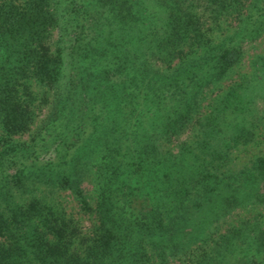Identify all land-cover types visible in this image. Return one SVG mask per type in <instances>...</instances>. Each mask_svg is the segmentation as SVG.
<instances>
[{
	"label": "trees",
	"instance_id": "trees-1",
	"mask_svg": "<svg viewBox=\"0 0 264 264\" xmlns=\"http://www.w3.org/2000/svg\"><path fill=\"white\" fill-rule=\"evenodd\" d=\"M261 36L264 0H0V264H264L225 224L264 206V153L230 154L264 52L220 86Z\"/></svg>",
	"mask_w": 264,
	"mask_h": 264
},
{
	"label": "rangeland",
	"instance_id": "rangeland-1",
	"mask_svg": "<svg viewBox=\"0 0 264 264\" xmlns=\"http://www.w3.org/2000/svg\"><path fill=\"white\" fill-rule=\"evenodd\" d=\"M264 52V36H261L254 40L250 45H248L241 53L239 61L231 66L227 76H225L221 82L220 86L225 87L230 81L235 80L238 75L246 72L248 70L249 59L255 54H261ZM212 94L207 95L203 99V105L207 104L210 100ZM204 108V107H203ZM22 138L26 137V134L21 135ZM264 153V125L255 128V132L251 139L243 145H239L233 148L230 152L233 163L235 166H241L248 164L253 158L262 156ZM60 201L72 212L75 211V206L73 201L70 199L69 194L64 193L60 196ZM246 218L248 220L254 221L256 223H264V206L261 204L252 206L247 209L234 210L233 213L225 220V224L235 223L239 219ZM82 222L87 223L86 218H81Z\"/></svg>",
	"mask_w": 264,
	"mask_h": 264
}]
</instances>
